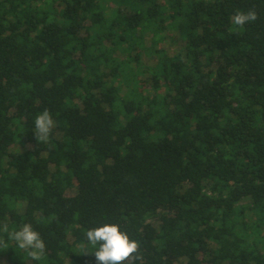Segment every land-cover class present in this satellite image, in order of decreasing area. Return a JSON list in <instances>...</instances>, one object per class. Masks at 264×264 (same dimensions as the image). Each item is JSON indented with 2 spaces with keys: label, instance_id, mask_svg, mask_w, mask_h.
<instances>
[{
  "label": "trees",
  "instance_id": "obj_1",
  "mask_svg": "<svg viewBox=\"0 0 264 264\" xmlns=\"http://www.w3.org/2000/svg\"><path fill=\"white\" fill-rule=\"evenodd\" d=\"M4 223L46 255L0 264H97L111 223L137 264H264V0H0Z\"/></svg>",
  "mask_w": 264,
  "mask_h": 264
},
{
  "label": "clouds",
  "instance_id": "obj_2",
  "mask_svg": "<svg viewBox=\"0 0 264 264\" xmlns=\"http://www.w3.org/2000/svg\"><path fill=\"white\" fill-rule=\"evenodd\" d=\"M233 23L243 27L257 19L254 10L247 12L236 11ZM55 127L52 114L44 109L34 120V137L36 141L47 143ZM0 233L7 234L9 240L24 250L33 261L41 260L46 255V244L40 233L34 230L30 223H25L18 231L9 232L7 223L0 225ZM86 243L97 249L94 252L97 264H137L142 259L140 244L122 231L119 224H104L85 230ZM0 246L8 247L4 239ZM87 253V252H85Z\"/></svg>",
  "mask_w": 264,
  "mask_h": 264
}]
</instances>
